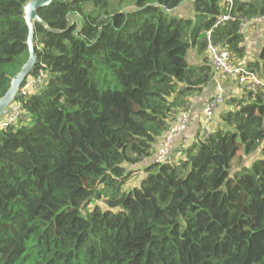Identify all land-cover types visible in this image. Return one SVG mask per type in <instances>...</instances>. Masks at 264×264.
<instances>
[{
    "label": "trees",
    "instance_id": "obj_1",
    "mask_svg": "<svg viewBox=\"0 0 264 264\" xmlns=\"http://www.w3.org/2000/svg\"><path fill=\"white\" fill-rule=\"evenodd\" d=\"M29 1L0 0V98L28 59ZM187 1L193 17L176 15ZM37 13L30 76L43 81L0 127V264H264V89L232 81L209 133L198 117L175 160L154 162L213 79L206 32L264 81V45L246 63L239 20L214 27L263 16L264 0H53Z\"/></svg>",
    "mask_w": 264,
    "mask_h": 264
},
{
    "label": "built area",
    "instance_id": "obj_2",
    "mask_svg": "<svg viewBox=\"0 0 264 264\" xmlns=\"http://www.w3.org/2000/svg\"><path fill=\"white\" fill-rule=\"evenodd\" d=\"M228 7H232L233 0H222ZM239 20L240 31L244 33L246 27L250 25H264V15L263 16H254L251 19H242L233 17L230 14H224L216 21L214 27L217 25L227 22ZM210 31L205 33V42H206V53L208 56V61L210 62L213 72L219 74L223 78L230 79L234 81L239 87H245L251 91L257 89H264V81L258 78L256 73L250 69H247L243 66L233 64L231 61V56L220 45H215L211 42ZM43 81V75L39 73L35 77H29L20 87L18 96L26 95L27 89L38 87V85ZM224 94L219 93L212 98H210L202 111L203 121H202V134L207 135L209 133L210 127L209 123L211 121L212 115L215 109L223 103ZM14 104V102H13ZM10 105L8 112L4 118L0 121V127H7L9 124L19 117V107ZM12 108V111H10ZM188 127V116L186 112H179V117L176 121V124L169 127L162 140L159 143V146L156 150L154 162L156 163H172L175 158V147L174 140L176 138H183V135Z\"/></svg>",
    "mask_w": 264,
    "mask_h": 264
},
{
    "label": "crops",
    "instance_id": "obj_3",
    "mask_svg": "<svg viewBox=\"0 0 264 264\" xmlns=\"http://www.w3.org/2000/svg\"><path fill=\"white\" fill-rule=\"evenodd\" d=\"M242 1H249V0H242ZM191 2L187 1L184 3L182 6H180L178 9L175 10V14L179 15L181 17H193L192 9H191ZM187 9L185 10V13L183 14L182 9L186 6ZM244 36H245V50H246V63L251 62L249 60V51L248 47L250 50L258 49V54H259V49L263 46L262 44H259L258 41L260 39L264 40V25H250L245 28L244 30ZM246 44L248 47H246ZM188 57H189V63L192 64H201L204 61V58H206L205 53H198L196 49H190L188 52ZM235 84V83H234ZM232 83V80L228 81L225 78L221 77L219 74L214 73L212 81L208 84V86L203 90V92L194 97V99L191 102L190 105V110L187 113L188 116V127L187 130L185 131V137L183 135V139H190L191 135L194 133V129L196 127V121L202 116V111L204 107L206 106L208 100L212 98L213 96L223 93L224 95L227 93H234L236 92L235 85ZM196 116V117H194ZM179 117V114L176 116V121ZM196 118V120H195ZM176 121H174V124H176ZM180 140L179 138H176L174 140V147L175 149L177 148L176 144ZM140 173V172H138Z\"/></svg>",
    "mask_w": 264,
    "mask_h": 264
},
{
    "label": "water",
    "instance_id": "obj_4",
    "mask_svg": "<svg viewBox=\"0 0 264 264\" xmlns=\"http://www.w3.org/2000/svg\"><path fill=\"white\" fill-rule=\"evenodd\" d=\"M53 0H30L23 7V18L25 25L28 28V37L25 46L28 49V59L22 66L19 73H17L11 80L10 87L6 94L0 98V121L2 117L8 112V108L13 104L15 98L18 97L20 87L26 81L30 74L33 73L37 65V56L35 54V41H34V24L41 22L37 11L41 8L49 6Z\"/></svg>",
    "mask_w": 264,
    "mask_h": 264
},
{
    "label": "rangeland",
    "instance_id": "obj_5",
    "mask_svg": "<svg viewBox=\"0 0 264 264\" xmlns=\"http://www.w3.org/2000/svg\"><path fill=\"white\" fill-rule=\"evenodd\" d=\"M190 4H191V3H190ZM187 6H188V5H186V6L182 9L183 14L185 13V10L187 9ZM130 9H132V7H129V8L127 7V8H126V10H130ZM258 43H259V44H262V43H263L262 45H264V40L260 39V40L258 41ZM246 47H248L247 44H246ZM260 49H261V48H260ZM260 49H259V50H260ZM248 51L250 52V53H249V60H250L251 62L256 61V60L258 59V49L250 50L249 47H248ZM187 61H189V57H188V56H187ZM27 90H31L30 87H29ZM10 111H12V109H11ZM4 117H5V116H3L2 118H4ZM194 117H196V116H194ZM196 118H197V117H196ZM196 118H195V120H196ZM253 158H254V157L249 156V157L244 158L243 161H242L241 163H238V162H234V163H232L233 170H234V169H237L238 167H240V166H242V165H244V166H248V165L250 164V162L253 160ZM141 177H143V175H142V173L140 172V173H138V174L136 175V177L133 179V181H132V183H131V186H132V184H138L139 179H140Z\"/></svg>",
    "mask_w": 264,
    "mask_h": 264
}]
</instances>
